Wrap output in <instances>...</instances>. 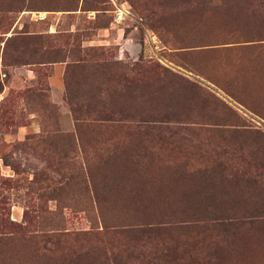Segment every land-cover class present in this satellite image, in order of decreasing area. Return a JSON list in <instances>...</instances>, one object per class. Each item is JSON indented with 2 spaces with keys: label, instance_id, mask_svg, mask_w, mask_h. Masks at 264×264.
I'll list each match as a JSON object with an SVG mask.
<instances>
[{
  "label": "rangeland",
  "instance_id": "rangeland-1",
  "mask_svg": "<svg viewBox=\"0 0 264 264\" xmlns=\"http://www.w3.org/2000/svg\"><path fill=\"white\" fill-rule=\"evenodd\" d=\"M0 264H264V0H0Z\"/></svg>",
  "mask_w": 264,
  "mask_h": 264
},
{
  "label": "built area",
  "instance_id": "built-area-1",
  "mask_svg": "<svg viewBox=\"0 0 264 264\" xmlns=\"http://www.w3.org/2000/svg\"><path fill=\"white\" fill-rule=\"evenodd\" d=\"M118 19H120V15H118V17H117Z\"/></svg>",
  "mask_w": 264,
  "mask_h": 264
},
{
  "label": "crops",
  "instance_id": "crops-1",
  "mask_svg": "<svg viewBox=\"0 0 264 264\" xmlns=\"http://www.w3.org/2000/svg\"><path fill=\"white\" fill-rule=\"evenodd\" d=\"M40 18H43V17H40Z\"/></svg>",
  "mask_w": 264,
  "mask_h": 264
}]
</instances>
